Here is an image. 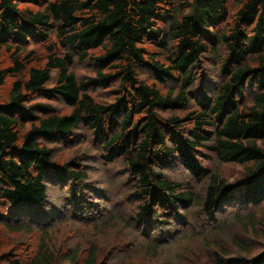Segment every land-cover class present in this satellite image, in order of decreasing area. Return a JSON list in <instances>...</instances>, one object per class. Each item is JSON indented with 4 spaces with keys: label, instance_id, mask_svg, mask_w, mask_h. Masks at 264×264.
<instances>
[{
    "label": "trees",
    "instance_id": "16d2710c",
    "mask_svg": "<svg viewBox=\"0 0 264 264\" xmlns=\"http://www.w3.org/2000/svg\"><path fill=\"white\" fill-rule=\"evenodd\" d=\"M192 8L198 18L208 14L210 34L186 15ZM77 63L94 65L95 75L80 79ZM93 88L113 102H98ZM83 132L103 165L119 163L129 174L138 232L161 217L160 225L169 226L168 217L181 224L180 209L193 205L214 221L236 196L241 208H264V0H0V223L31 232L63 216L48 209L55 177L77 204L88 174L79 163H55L49 145ZM205 161L241 166L242 179L228 184ZM178 168L207 181L203 195L166 174ZM160 242L145 246L154 251ZM233 244L247 255L209 248L208 260L264 264V249L251 254L244 241ZM36 249L29 264H60L43 239ZM79 260L72 253L62 264ZM86 261L98 264L96 249Z\"/></svg>",
    "mask_w": 264,
    "mask_h": 264
},
{
    "label": "rangeland",
    "instance_id": "374dc122",
    "mask_svg": "<svg viewBox=\"0 0 264 264\" xmlns=\"http://www.w3.org/2000/svg\"><path fill=\"white\" fill-rule=\"evenodd\" d=\"M186 15L194 17L203 31L210 34L207 13H201L198 18L197 10L192 8ZM204 67L209 81L218 84L219 74L213 69V64L207 61ZM74 70L80 79H85L93 77L97 68L92 64L77 63ZM90 92L102 104L113 102V97L107 90L93 88ZM53 105L60 112L70 110L61 102H55ZM76 135L74 142L63 140L49 146L54 148L55 163H79L88 174V180L77 187V204L73 203L76 199L70 196V186L63 187L56 177L52 178L48 184V209L63 216L60 215L54 222H44L39 225L42 229L36 227V230L31 232H12L2 221L1 264H29L42 239L51 247L60 264L63 257L72 253L79 254L78 264H86L92 249H96L98 264H122V261L126 264H213L208 260L209 248L218 250L226 258L247 255L234 246L233 238L244 241L251 254H259L264 249V208L262 205L250 210L241 208L244 204L239 196L225 202V208L220 210L214 221L206 219L200 207L193 205L186 213V208L180 209L179 213H184L185 216L181 224L178 220L168 217L167 220L171 224L160 225L162 220H166V217H161L154 219L150 231L146 229L148 232L154 231L149 237L145 235L146 230L138 232L136 223L132 220L136 206L131 205L127 198L133 193L129 174L119 163L103 165L99 160V145L90 133ZM204 164L209 165L214 172H219L228 184H236L242 179L241 166H219L206 161ZM166 174L179 179L184 187L191 189L196 196L203 195L206 190L207 181L196 182L182 169L170 170ZM76 208L79 211L77 216ZM0 211L6 212L1 207ZM247 212L254 215L258 223L257 233L246 220ZM15 222L11 220V223ZM26 223L31 224L29 221ZM245 229L248 231L244 232ZM150 239L162 241L154 251L145 246Z\"/></svg>",
    "mask_w": 264,
    "mask_h": 264
}]
</instances>
